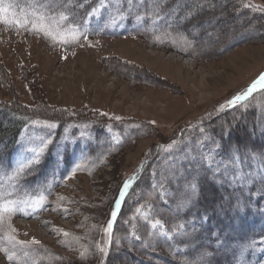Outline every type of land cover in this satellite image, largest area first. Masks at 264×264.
Instances as JSON below:
<instances>
[{"label": "rangeland", "instance_id": "1", "mask_svg": "<svg viewBox=\"0 0 264 264\" xmlns=\"http://www.w3.org/2000/svg\"><path fill=\"white\" fill-rule=\"evenodd\" d=\"M24 1L3 0L4 7L12 5L8 19L11 12L21 19L45 11V0L30 7ZM102 1L86 13V33H99L106 23L126 28L107 10L120 0ZM168 1L136 0L147 6ZM170 1L194 18L185 16L187 30L171 35L169 46L156 42L150 27L63 43L33 30L30 15L24 27L0 22V105L6 109L0 122L14 113L30 119L15 149L1 155L14 168L31 149L44 148L32 168L42 177L34 194L42 192L46 203L9 221L36 264H221V255L238 251L225 238L216 258L211 222L235 233L244 224L234 216L263 195L264 89L235 106L228 101L264 73V0ZM133 17L136 26L141 18ZM165 20L182 23L181 17ZM129 179L135 182L117 211ZM113 211L105 256L99 249L109 240ZM0 241L11 247L3 233ZM222 241L217 232V244ZM15 251L25 264L19 245ZM0 264L17 261L0 252Z\"/></svg>", "mask_w": 264, "mask_h": 264}, {"label": "snow or ice", "instance_id": "2", "mask_svg": "<svg viewBox=\"0 0 264 264\" xmlns=\"http://www.w3.org/2000/svg\"><path fill=\"white\" fill-rule=\"evenodd\" d=\"M42 6L45 9L43 12L33 11L30 14H26L21 19L16 18L15 12H11L12 19H8L7 17L10 13L12 5H9L6 8L4 7L3 0H0V22L15 23L20 27H24L28 22V15H30L32 17V29L43 32L44 35L51 37L53 40H60L63 43H71L79 42L82 36L86 38V28H82V26L79 24L72 23L70 21L69 13L60 5H57L56 0H45V3ZM257 89H264V73H261L244 93L239 94L232 100L228 101V105L235 106L238 102L244 101ZM116 119L120 118L116 117ZM35 123H45L48 127H55V124L49 123L47 121H36ZM43 151V147H41L39 150L36 148L31 149L32 156L30 158H22L9 172L0 173V233H3L7 242L11 245L10 248L4 247L3 242L0 241V252H4L10 262L17 261V264L18 258L16 256L15 249L18 245L20 246L22 256L25 258V264H27L29 260L32 261V264H36V261L30 254L28 245L16 239V229L11 226L9 221L10 218L17 212H23L27 208L38 210L46 203V197L42 192L38 195L29 193L27 191H25L23 195L19 194V181L22 177L29 173L35 164L40 162V157ZM129 186L130 181H126L120 193L121 198L124 197L125 190L128 189ZM120 204L121 201L118 199L116 201V209L120 208ZM111 215L113 220L108 222L106 229L109 234V240L106 241L105 247L99 249V251L105 256H107L108 247H110L111 244L110 236L113 227V221L117 215L116 211H113ZM159 223V221H156V223L153 224V227L158 226ZM5 228H7L6 232L4 231ZM63 235L67 237L70 234L64 232ZM31 243L39 244V241L33 239ZM80 255L81 259L85 258V253L82 252Z\"/></svg>", "mask_w": 264, "mask_h": 264}, {"label": "trees", "instance_id": "3", "mask_svg": "<svg viewBox=\"0 0 264 264\" xmlns=\"http://www.w3.org/2000/svg\"><path fill=\"white\" fill-rule=\"evenodd\" d=\"M21 1H23V0H21ZM36 1L37 0H35V1L25 0L24 4L27 7H30ZM58 1L60 3V6L69 13L70 20L80 19L89 10V8L92 7L93 4L98 2V0H56V4H58ZM168 3H171V4L168 6H162L161 4L155 3L153 5V7L160 9L163 12L167 13L168 16L171 17V19H173L174 17H181L182 23L177 22V25H176V22L171 20V21H173V23H175L174 28L169 26V25H166V24H157V25L153 24V39L156 42L162 43L164 46L165 45L166 46L173 45L172 41H170L171 35L180 38L181 35H175V34H180L179 32H181V31H179V30H183V31L187 30L183 26V23H187L185 16L188 15L191 19L194 18L193 14L191 15L190 12L182 9L178 3L173 4V1H170V0L168 1ZM188 5H189L188 2H186V4L183 3L184 7H186ZM39 12H41V11H39ZM201 15L202 14H200V16ZM202 16H204V14ZM205 17L208 20L210 17L209 13H205ZM205 30H207V28H205L204 30L196 29L195 31H193L192 34H194L195 32H199V33L201 31L204 32ZM206 33H204V34H206ZM204 34L196 35V37L203 36ZM205 43H206L207 48L209 49L208 44L210 42L205 41ZM241 43H243V42H241ZM4 109H5V106L0 105V110H4ZM14 115L15 116H14L13 120L0 122V142H5L7 140L12 141V140L17 139L18 134L21 133L25 123L30 120L26 116H20L18 113H14ZM254 123H256V122H254ZM262 135L264 138V131L262 132ZM259 185L264 188V183H259ZM245 187H246V185H243L242 189H244ZM232 193L234 195L236 194L234 191ZM258 193L263 194L262 197L261 196H257L255 198L253 197L252 200H250V204L244 210L237 213L234 216V219L236 220L237 217H239V220H243L244 227L247 229V234L250 233L252 235V237L254 238V240L258 243V245H252L248 249V253L246 256L248 262L250 260V257L253 254H255L256 257L258 258L257 264H264V190L258 191ZM236 196H238V195H235V197ZM238 222L240 223V221H238ZM215 224H216L217 232L220 235L219 231L221 230V228L222 229H224V228L220 225V223L217 221V219H216ZM239 229H240V226H238L237 230H239ZM230 234H231V240L230 241L233 240L237 245H239V247L241 246V243H242L241 238H243L244 236H247V234L242 233V229L238 232V235L233 236L232 233H230ZM251 241H252V239L249 240V242H251ZM225 243H226L225 238L223 239V241L220 245L217 244V239H215V245H214V241H213V248H214V252L216 251L215 252L216 258H217V256H219L221 254V252H222L221 246L224 245ZM217 248L219 249L218 255H217ZM233 254L237 255L239 258L240 249H238V251H236V252H232L230 255H233ZM220 261H221V264H227L224 255L220 256ZM237 262H239V261H237Z\"/></svg>", "mask_w": 264, "mask_h": 264}]
</instances>
